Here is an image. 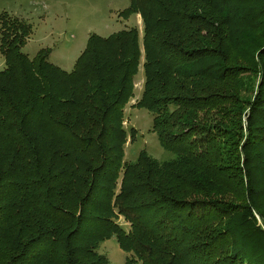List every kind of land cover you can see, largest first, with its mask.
I'll use <instances>...</instances> for the list:
<instances>
[{
	"label": "trees",
	"instance_id": "trees-1",
	"mask_svg": "<svg viewBox=\"0 0 264 264\" xmlns=\"http://www.w3.org/2000/svg\"><path fill=\"white\" fill-rule=\"evenodd\" d=\"M131 1L143 63L130 28L66 72L0 19V264H108L113 236L126 264H264V0ZM139 65L165 163L123 162Z\"/></svg>",
	"mask_w": 264,
	"mask_h": 264
},
{
	"label": "rangeland",
	"instance_id": "rangeland-1",
	"mask_svg": "<svg viewBox=\"0 0 264 264\" xmlns=\"http://www.w3.org/2000/svg\"><path fill=\"white\" fill-rule=\"evenodd\" d=\"M157 1L138 0L139 3L136 2L135 5L141 8L146 16L151 17L149 13ZM131 2V0H0V19L5 17L17 21H14L15 23L22 21L28 26L27 32L31 35L22 51L30 60L46 50L48 61L66 72L72 71L91 35L107 38L130 28L138 31L142 55L140 60L143 63L141 39L144 24L142 15L129 11ZM14 29L17 28L14 26ZM4 68L5 58L0 53V71ZM242 81L249 87L256 83V79L251 75H244ZM143 84V68L139 65L138 74L133 82V98L123 112L122 126L127 132L123 162L133 164L141 152H146L158 162L165 163L172 160L173 155L160 146L153 133L152 115L144 109L139 110L135 107L140 99ZM121 180L122 174L115 186L116 192L121 187ZM117 221L125 231L129 230V224L123 217H119ZM97 252L107 258L108 264H126L128 258V254L120 249L115 236L101 243Z\"/></svg>",
	"mask_w": 264,
	"mask_h": 264
},
{
	"label": "crops",
	"instance_id": "crops-1",
	"mask_svg": "<svg viewBox=\"0 0 264 264\" xmlns=\"http://www.w3.org/2000/svg\"><path fill=\"white\" fill-rule=\"evenodd\" d=\"M142 62V61H141ZM63 70V69H62ZM65 71V70H64Z\"/></svg>",
	"mask_w": 264,
	"mask_h": 264
}]
</instances>
